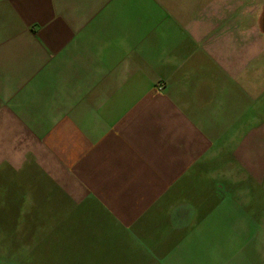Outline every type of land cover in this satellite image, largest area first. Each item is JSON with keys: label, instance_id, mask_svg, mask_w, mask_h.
<instances>
[{"label": "crops", "instance_id": "0c3cea01", "mask_svg": "<svg viewBox=\"0 0 264 264\" xmlns=\"http://www.w3.org/2000/svg\"><path fill=\"white\" fill-rule=\"evenodd\" d=\"M0 202L90 264H264V0H0Z\"/></svg>", "mask_w": 264, "mask_h": 264}, {"label": "rangeland", "instance_id": "374dc122", "mask_svg": "<svg viewBox=\"0 0 264 264\" xmlns=\"http://www.w3.org/2000/svg\"><path fill=\"white\" fill-rule=\"evenodd\" d=\"M2 205L0 264H90L93 261V257H85L83 251L73 248L74 240H62V236L69 239L75 235H61L59 218L28 216L32 214L25 203L0 202ZM22 206L25 207L16 218L13 210Z\"/></svg>", "mask_w": 264, "mask_h": 264}]
</instances>
